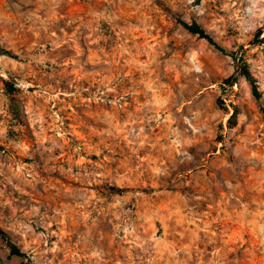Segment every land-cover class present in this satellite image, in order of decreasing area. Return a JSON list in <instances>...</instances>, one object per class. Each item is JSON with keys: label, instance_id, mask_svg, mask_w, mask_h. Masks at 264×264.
Instances as JSON below:
<instances>
[{"label": "rangeland", "instance_id": "374dc122", "mask_svg": "<svg viewBox=\"0 0 264 264\" xmlns=\"http://www.w3.org/2000/svg\"><path fill=\"white\" fill-rule=\"evenodd\" d=\"M0 49V264H264V0H0Z\"/></svg>", "mask_w": 264, "mask_h": 264}, {"label": "trees", "instance_id": "16d2710c", "mask_svg": "<svg viewBox=\"0 0 264 264\" xmlns=\"http://www.w3.org/2000/svg\"><path fill=\"white\" fill-rule=\"evenodd\" d=\"M182 25L189 32L198 35L202 39L207 40L209 43H211L213 46H215L219 51L225 53V50L221 46H219L214 41V39L202 27H200L198 24L194 23V24H191L190 25L188 23L182 22ZM0 53H4V54L8 55L9 57L16 58V56L12 52H10V51H3V50L0 49ZM240 70L242 71V74L249 80L250 84L252 85L254 96L257 99H259L260 98V94H259V92L257 90V87L255 85V81H254L251 73L249 72L248 68H246V66H243V67H241ZM6 86L9 89L10 88L12 89L10 91H13V86L10 83L6 82ZM13 99H14V101L17 100L16 98H13ZM17 116L18 115L15 113V117H17ZM15 119H18V118H15ZM0 235L4 239H6L8 241V243L10 245V248H11V252H12L13 255H16V256H19V257H24L25 256V253H23L22 250L16 244L10 242L8 234L2 228H0Z\"/></svg>", "mask_w": 264, "mask_h": 264}]
</instances>
